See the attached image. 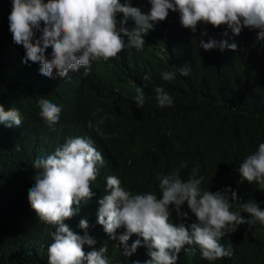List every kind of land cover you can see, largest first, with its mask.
Segmentation results:
<instances>
[{
	"label": "clouds",
	"instance_id": "1",
	"mask_svg": "<svg viewBox=\"0 0 264 264\" xmlns=\"http://www.w3.org/2000/svg\"><path fill=\"white\" fill-rule=\"evenodd\" d=\"M8 20L7 48L20 53L22 45L23 63H33L39 78L69 82L74 75L89 76L93 66L101 64L106 68L102 82L124 78L136 86L134 100L141 109L145 99L160 108L174 104L162 85L151 93L141 87L153 69L165 81L174 80L177 73L189 76L183 60L169 72L150 56L152 52L179 49L199 53L204 62L232 64L242 59L250 38L264 63V0H12ZM38 104L45 126L60 122V106L46 98ZM105 119L95 124L88 120L87 126L107 140L110 137L101 130ZM0 125L15 133L25 118L17 108L6 111L0 104ZM126 139L129 145L142 141L129 133ZM52 150L33 159L35 170L29 175L35 181L28 192L32 208L40 221L55 226L45 264H142L135 254L142 246L150 257L143 264H177L185 245L198 246L209 262L234 264L238 226L251 229L257 221L264 225V210L252 199L239 202L230 186L215 192L202 189L205 177L198 175L199 164L187 180L181 177V168L187 167L183 161L170 173L158 174V198L123 186L130 159L122 149L119 157L108 156L95 139L77 133ZM238 171V181L258 195L264 193V143L246 156ZM185 204L196 222L187 219ZM170 209L187 220L175 224ZM102 237L123 250L125 263L111 259Z\"/></svg>",
	"mask_w": 264,
	"mask_h": 264
},
{
	"label": "trees",
	"instance_id": "2",
	"mask_svg": "<svg viewBox=\"0 0 264 264\" xmlns=\"http://www.w3.org/2000/svg\"><path fill=\"white\" fill-rule=\"evenodd\" d=\"M11 11L12 0H0V104L6 111L17 108L25 125L15 133L0 125V264L47 262V248L53 242L51 232L55 226L40 221L32 208L28 192L35 181L29 175L35 170V157L43 151L53 152L77 133L95 139L108 156L119 157L121 149L126 153L130 164L123 186L134 194L152 192L159 198L157 175L170 173L183 161L187 167L180 170L182 179L187 180L192 168L199 164L198 175L205 177L202 189L215 192L230 186L238 193L239 202L252 199L264 210V193L258 195L243 180L238 181L234 173H239L240 163L257 150L259 143H264V63L258 58L260 49L250 38L242 59L232 64L215 59L204 62L199 53L179 49L172 53L152 52L150 56L169 72L176 71L177 60H183L189 76L177 73L174 80L165 81L153 69L151 79L141 87L151 93L157 84L162 85L171 93L174 104L160 108L153 100L145 99L141 109L134 100L136 86L124 78L102 82L106 68L101 64H95L89 76L74 75L69 82L39 78L33 63H23L22 45L20 53L7 48ZM40 98L62 108L60 122L52 128L39 117ZM104 117L101 130L110 137L107 140L87 126L88 120L95 124ZM128 133L140 136L142 141L129 145V140H123ZM183 210L189 211L187 204ZM170 211V219L177 225L187 219L196 222L190 211L187 219L177 216L174 209ZM186 227L190 230V226ZM234 233L237 255L233 263L264 264V225L257 221L249 229L244 224ZM101 244L107 246L115 262L127 261L115 243L102 237ZM147 251L140 247L135 254L139 253L144 262L150 259ZM177 264L221 263L203 260L198 246L185 245Z\"/></svg>",
	"mask_w": 264,
	"mask_h": 264
},
{
	"label": "bare ground",
	"instance_id": "3",
	"mask_svg": "<svg viewBox=\"0 0 264 264\" xmlns=\"http://www.w3.org/2000/svg\"><path fill=\"white\" fill-rule=\"evenodd\" d=\"M49 137H50V136H49ZM43 138H44V137H43ZM46 138H47V137H46ZM245 229H246V228H245ZM245 229H244V231H245ZM246 230H247V229H246ZM245 232H246V231H245ZM248 232H249V231H248ZM242 240H243V239H242ZM242 240H241V241H242ZM243 241H244V240H243ZM240 243H241V242H240ZM109 244H110V243H109ZM111 244H112V243H111ZM112 246H113V244H112ZM142 247H143V246H142ZM142 247H141V248H142ZM145 248H146V247H145ZM236 249H237V248H236ZM147 250H148V249H147ZM139 251L141 252V250H139ZM139 251H138V252H139ZM142 252H144V251H142ZM147 252H148V251H147ZM138 255H139V253H138ZM236 255H237V254H236ZM140 256H141V255H140ZM142 256H143V254H142ZM142 256H141V257H142ZM146 256H147V255H146ZM144 260H145V257H144ZM147 260H148V259H147ZM203 260H204V259H203ZM238 260H239V259H238ZM145 261H146V260H145ZM142 262H143V260L141 261V263H142ZM234 263H235V262H234Z\"/></svg>",
	"mask_w": 264,
	"mask_h": 264
}]
</instances>
